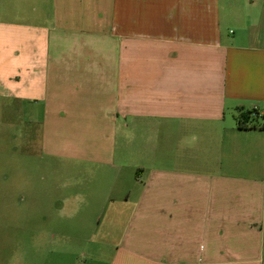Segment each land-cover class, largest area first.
Returning a JSON list of instances; mask_svg holds the SVG:
<instances>
[{
    "label": "crops",
    "instance_id": "obj_1",
    "mask_svg": "<svg viewBox=\"0 0 264 264\" xmlns=\"http://www.w3.org/2000/svg\"><path fill=\"white\" fill-rule=\"evenodd\" d=\"M15 6L0 97L41 105L53 159L121 191V235L95 262L264 264V129L237 126L264 114V0Z\"/></svg>",
    "mask_w": 264,
    "mask_h": 264
},
{
    "label": "rangeland",
    "instance_id": "obj_2",
    "mask_svg": "<svg viewBox=\"0 0 264 264\" xmlns=\"http://www.w3.org/2000/svg\"><path fill=\"white\" fill-rule=\"evenodd\" d=\"M16 2L0 0V17ZM42 123L41 105L0 97V264H99L121 235V191L108 200L97 169L53 159Z\"/></svg>",
    "mask_w": 264,
    "mask_h": 264
},
{
    "label": "trees",
    "instance_id": "obj_3",
    "mask_svg": "<svg viewBox=\"0 0 264 264\" xmlns=\"http://www.w3.org/2000/svg\"><path fill=\"white\" fill-rule=\"evenodd\" d=\"M259 119L261 123H259ZM237 126L239 129H264V114L260 117L256 110H240L237 116Z\"/></svg>",
    "mask_w": 264,
    "mask_h": 264
}]
</instances>
